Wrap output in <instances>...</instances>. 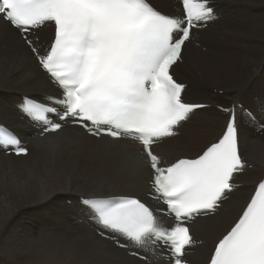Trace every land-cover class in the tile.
<instances>
[{
  "label": "snow or ice",
  "instance_id": "obj_1",
  "mask_svg": "<svg viewBox=\"0 0 264 264\" xmlns=\"http://www.w3.org/2000/svg\"><path fill=\"white\" fill-rule=\"evenodd\" d=\"M180 16L164 14L150 0H0V21L33 54L59 97H25L21 110L41 137L67 127L118 149L120 142L139 145L151 176L148 196L174 218L165 227L152 207L134 194L82 197L81 204L98 234L121 249H137L167 264H186L195 241L190 225L215 218L239 187L246 161L241 155L235 106L222 134L195 157L165 163L160 143L177 135L199 109L208 105L184 99L186 85L174 78L173 66L193 29L215 18L209 0H179ZM52 29L47 48L40 33ZM55 105H59L56 107ZM250 120H255L247 112ZM0 148L27 156L28 148L0 126ZM209 264H264V180L257 183L234 224L214 241ZM133 257L139 251H129ZM141 260L147 257L140 256Z\"/></svg>",
  "mask_w": 264,
  "mask_h": 264
},
{
  "label": "bare ground",
  "instance_id": "obj_2",
  "mask_svg": "<svg viewBox=\"0 0 264 264\" xmlns=\"http://www.w3.org/2000/svg\"><path fill=\"white\" fill-rule=\"evenodd\" d=\"M210 1L220 19L197 31L194 41L183 48L182 62L173 66L174 78L187 84L184 99L208 107L156 147L165 163L195 157L221 134L226 117L213 106L223 101L214 91L244 106L264 100V0ZM150 3L165 12L180 9L175 0ZM229 22L235 23L230 27ZM50 37L51 29L46 28L39 39L45 42ZM254 46L259 56L248 60ZM226 49L236 50L237 56ZM59 94L27 46L0 21V125L14 130L29 148L25 157L0 153V264H167L149 256L146 263L129 257L84 224L77 209L80 197L134 194L145 199L151 176L133 141H121L113 149L107 138L97 141L73 127L41 137L16 109L22 97L42 100ZM259 120H264L262 115ZM239 142L252 167L239 176L241 187L215 218L193 223L192 233L202 243L188 250L192 264L206 263L214 241L231 226L264 176V130L240 125ZM33 213L39 214L38 228L36 219H22ZM157 254L160 257L161 250Z\"/></svg>",
  "mask_w": 264,
  "mask_h": 264
},
{
  "label": "rangeland",
  "instance_id": "obj_3",
  "mask_svg": "<svg viewBox=\"0 0 264 264\" xmlns=\"http://www.w3.org/2000/svg\"><path fill=\"white\" fill-rule=\"evenodd\" d=\"M254 1H258V0H254ZM223 2H225V1H223ZM233 23H235V22H229V25H230V27L232 26V24ZM229 27V26H228ZM230 29H232V28H230ZM227 30V29H226ZM192 43V42H191ZM251 51V56H248L249 58H248V60H255L258 56H259V50H258V48L256 47V46H254L253 47V49H251L250 50ZM225 52H227V53H230V52H233V54L235 55V56H237V51L236 50H233V51H231V50H225ZM243 54L241 53V56H242ZM235 60V59H234ZM236 60H238V59H236ZM236 60H235V62H236ZM214 94H217L218 96H220L219 98H216V99H220V100H223L221 103H216V104H218V105H228L229 103H230V101L227 99V98H225V97H221V96H223V92L222 91H214ZM29 96V95H28ZM28 96H25V97H28ZM30 97V96H29ZM30 98H33V99H36V97H30ZM191 101H193V100H191ZM214 106V105H213ZM39 214L38 213H33L32 215L31 214H28V215H24V216H22V219L23 220H25V221H28V220H34V219H36L35 220V224H34V227L35 228H38L39 226V223H40V221H39ZM10 263H11V261H10Z\"/></svg>",
  "mask_w": 264,
  "mask_h": 264
}]
</instances>
